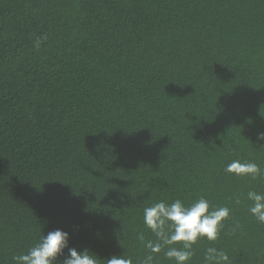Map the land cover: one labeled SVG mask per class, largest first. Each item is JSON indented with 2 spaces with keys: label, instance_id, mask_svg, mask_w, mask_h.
I'll return each mask as SVG.
<instances>
[{
  "label": "trees",
  "instance_id": "trees-1",
  "mask_svg": "<svg viewBox=\"0 0 264 264\" xmlns=\"http://www.w3.org/2000/svg\"><path fill=\"white\" fill-rule=\"evenodd\" d=\"M256 131L264 0H0V264L55 228L100 264H140L139 235L155 239L143 209L201 196L231 212L189 264L209 246L264 264L245 199L264 175L223 171L240 159L264 173Z\"/></svg>",
  "mask_w": 264,
  "mask_h": 264
},
{
  "label": "clouds",
  "instance_id": "clouds-1",
  "mask_svg": "<svg viewBox=\"0 0 264 264\" xmlns=\"http://www.w3.org/2000/svg\"><path fill=\"white\" fill-rule=\"evenodd\" d=\"M40 40L37 39L38 47ZM255 142L264 145V131H256ZM223 171L238 178L257 180L262 173L260 166L252 161L234 159ZM248 201L247 212L257 223L264 225V191L248 190L245 194ZM234 204H241V197H233ZM230 208L226 206L212 207L204 197H199L186 204L180 199L172 202L160 200L143 209V224L155 239L139 240L148 254L140 264H155L163 252L164 258L173 264H189L195 252L193 245L198 240L214 242L219 238L223 221L229 218ZM72 233L55 228L46 234L41 233L36 242L26 251L14 254V264H100L101 257L93 250L85 247L77 249L71 246ZM107 258V264H133L132 259L121 253ZM203 264H231L228 254L214 246L203 252Z\"/></svg>",
  "mask_w": 264,
  "mask_h": 264
}]
</instances>
